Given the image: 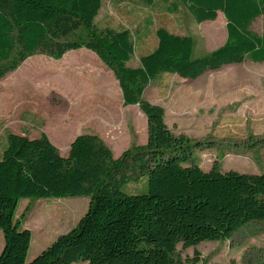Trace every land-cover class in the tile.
<instances>
[{
    "label": "trees",
    "instance_id": "trees-1",
    "mask_svg": "<svg viewBox=\"0 0 264 264\" xmlns=\"http://www.w3.org/2000/svg\"><path fill=\"white\" fill-rule=\"evenodd\" d=\"M173 1L197 24L220 12L223 45L193 58L192 37L158 28L156 48L130 67V32L94 24L102 0H0V79L35 55L59 60L85 49L112 73L123 106H138L147 123L146 144L118 158L97 135L76 136L62 156L45 133L35 139L8 134L0 157V264H196L197 252L181 261L177 245L229 241L244 226L264 223V172L222 173L216 164L202 170L192 162L200 143L173 135L163 108L143 98L162 74L195 80L246 59L264 63V36L250 29L264 15V0ZM144 177L145 194L123 192ZM76 197L89 199L76 225L27 262L31 233L15 219L19 201Z\"/></svg>",
    "mask_w": 264,
    "mask_h": 264
},
{
    "label": "rangeland",
    "instance_id": "rangeland-1",
    "mask_svg": "<svg viewBox=\"0 0 264 264\" xmlns=\"http://www.w3.org/2000/svg\"><path fill=\"white\" fill-rule=\"evenodd\" d=\"M94 24L100 30L130 32L135 49L127 64L130 67H137L139 58L156 48L158 28L192 37L193 58L220 47L226 39V21L220 12L215 21L197 24L173 0H103ZM250 29L264 36V15L256 18ZM143 98L163 108L165 124L173 135L200 143L193 149L192 162L203 170L216 164L222 173L264 172V63L246 59L195 80L162 74L146 87ZM95 112L100 113L97 130L101 139L115 156L116 146L125 147V151L146 144V117L138 106H123L117 81L95 57L85 51L69 52L59 60L30 57L0 79V157L11 133L29 139L45 133L65 155L68 142L56 141L55 129L62 126L72 130L69 139L93 131L90 121ZM122 190L128 195L145 194L147 180L141 178ZM88 200L21 199L15 219L20 230L27 227L32 234L26 261L37 256L54 237L73 228L85 213ZM3 243L0 231V252ZM194 252L199 259L196 264H264V223L244 226L229 241L176 247L181 261L190 260Z\"/></svg>",
    "mask_w": 264,
    "mask_h": 264
},
{
    "label": "crops",
    "instance_id": "crops-1",
    "mask_svg": "<svg viewBox=\"0 0 264 264\" xmlns=\"http://www.w3.org/2000/svg\"><path fill=\"white\" fill-rule=\"evenodd\" d=\"M103 1V0H102ZM102 7V6H101ZM78 51H85L86 53H88V54H90V55H92L93 57H95L96 59H97V61L100 63V65H102V67H104V65L98 60V58L93 54V53H91L90 51H88V50H85V49H81V50H77L76 52H78ZM72 52H74V51H72ZM105 68V67H104ZM103 73V72H102ZM100 113L99 112H95V115L92 117V119H91V121H90V126H91V128L93 129V131H88L87 133H84V134H91V135H98L100 138H101V135H100V132H98V128H100ZM64 128H66V127H62V126H58L56 129H55V132L52 134L53 135V137H55L56 136V141H59V142H61V143H64V142H68V148H69V145H70V143L74 140V138L76 137V136H73V138L72 139H69V135L71 134V132H72V130H70V129H68V128H66V129H64ZM68 129V130H67ZM57 131H58V134H57ZM124 132V131H123ZM125 133V132H124ZM57 134V135H56ZM80 135V134H79ZM128 140H129V137H128ZM50 141H51V143L54 145V143H53V139L52 138H50ZM57 149H58V146L57 145H54ZM68 148H67V151H68ZM116 149H117V155L115 156L114 155V153H113V156H114V158H117L120 154H121V152L125 149V147H122V148H119L118 146H116ZM58 151H59V149H58ZM112 151V150H111ZM68 153V152H67ZM67 153L65 154V155H62V156H66L67 155ZM61 155V154H60ZM201 169H202V167L199 165V164H197ZM210 168L211 167H209L208 169H206V170H204V171H208V170H210ZM203 170V169H202ZM88 202H89V200H88ZM87 206H88V204H87ZM23 226H25V225H23ZM24 229H27V227H24ZM28 230V229H27ZM31 237H32V234H31ZM56 237H54V239H55ZM54 239H52V241L54 240ZM52 241H50V243L52 242ZM31 243V242H30ZM49 243V244H50ZM41 252V251H40Z\"/></svg>",
    "mask_w": 264,
    "mask_h": 264
}]
</instances>
